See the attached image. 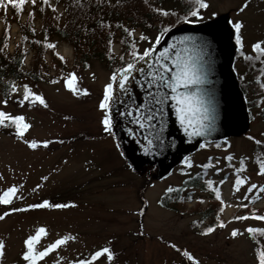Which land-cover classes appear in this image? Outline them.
<instances>
[{"label": "rangeland", "instance_id": "obj_1", "mask_svg": "<svg viewBox=\"0 0 264 264\" xmlns=\"http://www.w3.org/2000/svg\"><path fill=\"white\" fill-rule=\"evenodd\" d=\"M204 1L208 7L199 9L196 20L206 22L230 14L233 25H243L239 33L242 48L254 54L253 46L264 42V0ZM5 3L7 0H3ZM245 3L247 7L241 11ZM2 29L0 19V38ZM20 37L19 27L14 24L11 53ZM52 43L67 69L54 64L47 54L50 71L43 78L0 83V110L12 116L23 115L31 125L23 138L0 133V195L16 186V196L20 197L13 198L9 205L0 204V215L10 213L0 220V241L5 244L0 264H27L22 259L24 242L40 227L48 234L37 244L38 251L64 236L76 239L39 264L74 263L89 259L104 247L112 250L114 259L109 262L105 256L94 264H194L183 255L184 251L199 264H258L255 233L246 229L264 230V221L235 217L264 216V175L259 174L264 150L256 146V140L264 143V100L250 112L251 127L246 136L227 139L220 145H203L159 180L157 171L151 168L140 173L131 170L117 149L113 133L105 132L101 123L104 112L99 104L105 86L116 73L100 62L82 72L75 71L73 48L58 38ZM113 51L120 55V45H114ZM31 58L29 55L25 62L28 69ZM73 72L78 78L77 87L86 89L88 95L74 94L66 86ZM24 86L41 95L48 106L37 102L21 107L18 101L24 95ZM31 142L38 146L29 147ZM202 169L206 171L207 186L186 189L193 193V202L183 205L181 211L162 204L169 187L180 188ZM237 179L246 180L239 191L235 187ZM214 189L220 193L224 210L212 226L215 231L205 235L209 226L201 210L210 203ZM200 198L204 200L201 210L196 200ZM44 201L70 206L29 208ZM14 208L29 210L12 211ZM221 223L225 226L220 227ZM233 230L241 235L233 237Z\"/></svg>", "mask_w": 264, "mask_h": 264}, {"label": "water", "instance_id": "obj_2", "mask_svg": "<svg viewBox=\"0 0 264 264\" xmlns=\"http://www.w3.org/2000/svg\"><path fill=\"white\" fill-rule=\"evenodd\" d=\"M235 38L230 14L206 22L183 23L162 37L150 57L134 63L126 93L114 83L112 133L117 149L131 170L140 173L151 168L162 180L204 144H217L248 134L251 114L235 69L238 53ZM161 52L165 53L164 58L160 57ZM161 64L165 70L159 69ZM167 68L172 71L168 72ZM182 70L199 82L187 87L181 83L177 91H172L149 75L159 72L175 84V77ZM173 96L190 99L191 127L180 123ZM154 97L167 99L157 104ZM150 110L154 119L144 121L145 126L141 127L136 118Z\"/></svg>", "mask_w": 264, "mask_h": 264}, {"label": "trees", "instance_id": "obj_3", "mask_svg": "<svg viewBox=\"0 0 264 264\" xmlns=\"http://www.w3.org/2000/svg\"><path fill=\"white\" fill-rule=\"evenodd\" d=\"M3 5L0 4V19L3 23L0 83L5 80L43 78L50 71L45 58L47 54L51 55L54 64L57 62L67 69L57 56V48L47 47L56 38L73 48L75 71L82 72L94 62H100L117 73L127 64L138 61L145 50H152L170 29L188 21L199 23L197 16L192 13L201 8L196 0H36L35 5L29 0L22 11ZM163 12L168 15H163ZM14 24L19 27L21 37L11 53V30ZM114 45H120V55L114 53ZM29 55H32L30 69L25 63ZM238 63L242 66L238 67ZM235 69L252 112L264 100V55L257 51L248 54L240 44ZM14 130L13 127L0 126V133L3 134L16 135ZM257 141L256 146L264 150V143ZM204 173L206 171L202 169L178 188L179 191L168 192L163 196L162 204L175 211L183 210V205L187 207L195 200L193 193L186 189L207 186ZM196 200L197 208L201 210L204 200ZM223 210L221 198L216 199L215 192H212L210 203L201 213L208 220V226L212 227L218 222ZM254 240L258 255L259 251L264 250V234L255 233Z\"/></svg>", "mask_w": 264, "mask_h": 264}, {"label": "snow or ice", "instance_id": "obj_4", "mask_svg": "<svg viewBox=\"0 0 264 264\" xmlns=\"http://www.w3.org/2000/svg\"><path fill=\"white\" fill-rule=\"evenodd\" d=\"M28 2V0H7V4H5L4 6H12L16 9H19L22 11L23 6ZM45 2H47V0H45ZM197 4L199 5V7L201 8H207L208 4L204 3L203 0H196ZM31 3L33 5L36 4V0H31ZM0 4H3V0H0ZM247 7V3H245L241 9V11L243 10V8ZM163 15H168L167 12H163ZM192 15L196 16L198 15V11L197 12H193ZM191 23V21H188ZM235 32L237 33L236 35V41L238 44H242V39L239 35L241 28L243 27L242 23H235L233 25ZM143 39H146L145 37H142ZM262 44H264V42H258L256 43L253 47L254 49L261 55H264V47H262ZM48 48H55L56 45L54 44H48L47 45ZM152 55V50H145L143 52V54L141 56H139L138 58L140 60H145L148 57H150ZM133 56H136V53H133ZM160 57L164 58L165 57V53L161 52L160 53ZM60 59H64L63 57H60ZM135 65L134 64H127V66L125 68H123L119 73L117 74H113L110 77V80L112 82L108 83L105 86V90H104V94H103V98L99 104V109L104 112V116L102 118V125L104 127L105 132L111 134L113 131V120H112V116H111V111H112V104L115 103V98H114V93H115V88H114V83L117 84L118 88L120 90L125 91V93L127 92L126 89V85L129 83V79H130V74L133 72ZM159 69L160 70H165V65L161 64L159 65ZM168 72H171L172 69L171 68H167L166 69ZM137 71H142V69H138ZM149 75L152 76L153 80L155 79H159L160 83L164 85V87L171 89L172 91H177L178 87L181 85V83H183L184 87H187L189 84L191 83H198L199 81L196 79L191 78L188 73L184 70L180 71L177 73L176 77H175V84L169 82V79L165 76L159 75V72L156 73H149ZM78 84V78L76 76V74L73 72L71 74H69V78L66 81V86L69 88V90H71L74 94H81V95H88V91L86 89H80L77 87ZM173 100L176 101L178 108L177 111L179 112L180 116V123L182 125L187 124L189 127L192 126V113H193V108H192V104L190 102V99L188 97H180V96H173L171 97ZM155 102L157 104H162L165 102V100L167 99V97H165V99H157L155 98ZM7 99H5L3 101V103L6 105L7 104ZM39 103L40 105H43L44 107H47V103L45 101V99L41 96L38 95L34 92H32V90L30 88H28L27 86H24V95L23 97L18 101V103L21 105V107H23V105L25 103H30V104H36ZM123 103V102H121ZM129 115H131V113H128ZM154 117L151 114V110L148 112V114L143 115V116H138L136 118V122L138 124H140L141 127H144V121H151L153 120ZM0 126L8 128V127H13L15 129V134L21 138L24 137L25 133L30 129L31 125L29 123L25 122V117L23 115H16V116H12L9 113H6L2 110H0ZM149 128L152 127L151 124L147 125ZM187 130V129H186ZM198 134V133H197ZM27 143V141H26ZM257 143H260L259 141H257ZM148 144L151 145L152 144V140L149 139L148 140ZM37 143L36 142H31L29 144V147L35 149L37 147ZM46 146V145H45ZM227 159L229 161L232 160L231 156H228ZM243 163V161L241 162ZM189 167H191V164H188ZM204 167H207V165H205ZM262 171L259 173L261 175H264V162H261L260 165ZM246 183V180L244 179H237L235 182V187L236 190L239 191V186ZM209 186H211V184L209 183ZM256 186L253 185L252 188H255ZM173 191H179L178 189H173L171 187H169L167 189V192L171 193ZM215 194L217 199H220V193L219 191L215 190ZM262 192H264V189H261ZM18 192V188L16 186H12L9 189H7L6 191L3 192L2 195H0V204H4V205H9L13 202V198H20L17 197L16 194ZM70 205L67 204H51L47 201H44L42 203L39 204H35V205H30L29 208H50V207H55V208H65V207H69ZM246 207V205H245ZM29 208H14L12 209V211H27L29 210ZM10 213H5L4 215H0V220H3L5 218L6 215H9ZM235 219L237 220H247V219H256V220H261L264 221V216H238L235 217ZM220 227H224L225 225L223 223H221L219 225ZM213 231H215V228L213 227H209L207 229V231L204 233L205 235L212 233ZM246 231H248L249 233H260V234H264V230L262 229H254V228H248L246 229ZM48 232L47 229L44 227H40L35 235L29 236L25 242H24V252L22 254V259L24 261L27 262V264H39V261L43 260L44 258H46L48 255H50L52 252L57 251L59 248H61L62 246L66 245L67 243H69L72 240H75L76 237L75 236H64L60 239L55 240V242L50 243L49 245H47L46 247L43 248V250H37V244L40 242V240L44 237L47 236ZM238 235H241V233L238 230H233L232 231V236L236 237ZM173 248H175V245H172ZM4 250H5V244L3 241H0V261H2L3 256H4ZM177 251H180L179 249H177ZM183 255L185 257H187V259L189 261H194V264H199V261H195L194 258L187 252L184 251ZM107 257V260L109 262H111L114 259V255L112 250L109 247H104L99 251H96L90 259H86V260H79L77 261V264H94V262L101 258V257ZM258 264H264V250H261L258 252Z\"/></svg>", "mask_w": 264, "mask_h": 264}]
</instances>
